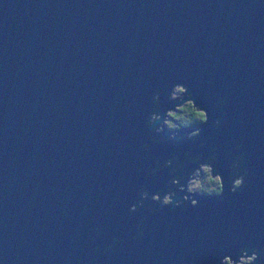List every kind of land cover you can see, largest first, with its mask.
I'll use <instances>...</instances> for the list:
<instances>
[{
	"label": "water",
	"instance_id": "water-1",
	"mask_svg": "<svg viewBox=\"0 0 264 264\" xmlns=\"http://www.w3.org/2000/svg\"><path fill=\"white\" fill-rule=\"evenodd\" d=\"M176 83L209 123L195 143L153 145L151 96L170 108ZM232 141L242 193L129 215L138 188L169 179L147 176L153 161L214 147L227 178ZM245 245L264 246V0H0V264H215Z\"/></svg>",
	"mask_w": 264,
	"mask_h": 264
},
{
	"label": "clouds",
	"instance_id": "clouds-1",
	"mask_svg": "<svg viewBox=\"0 0 264 264\" xmlns=\"http://www.w3.org/2000/svg\"><path fill=\"white\" fill-rule=\"evenodd\" d=\"M165 102L171 107L163 111L158 110L160 103V94L153 93L151 96L152 110L144 119L145 128L150 130L148 142L157 145L170 142L171 145L179 147L181 142L191 141L195 143L201 139V133L204 126L209 123L208 112L193 99V93L182 83H176L171 86L165 96ZM217 111L224 105V101L217 100ZM225 113L220 111V116L212 119L211 128L218 129L221 125L227 123L223 117ZM194 128L195 130L187 132L185 135H177L181 130ZM167 130L170 135L164 136ZM159 137L157 139L156 137ZM234 145L231 159L226 160L228 167V176L225 178L217 165L216 148L209 149V155L204 157L200 154L192 156L189 152H184L181 159L179 155L172 154L168 159L161 163L155 160L151 167L145 169L147 176L155 177L158 173L167 170L169 179L165 182L162 189H157L150 193L146 187H140L136 191V199L128 208L129 215H133L140 210L149 215L155 214L157 208L181 209L186 211L188 207L193 209L200 205L198 200L193 197L205 196L208 198H223L225 187L230 195H239L247 187L249 170L244 167L247 153L240 151L241 145L232 141ZM198 147L203 148L200 143ZM141 150L148 151V143L140 145ZM227 155V153H225ZM186 165L188 167H186ZM180 194H183L182 196ZM180 196L179 199H175ZM148 203H145V202ZM157 205L153 208L152 205ZM147 216H142L136 223L135 235L131 237L133 241L139 240L145 232L143 225ZM96 237L90 243L100 236L101 228H94ZM123 241L113 237L111 243L102 249L97 246L95 251L102 254H108L117 244ZM232 255H222L215 260V264H257V261L264 262V246H242Z\"/></svg>",
	"mask_w": 264,
	"mask_h": 264
},
{
	"label": "flooded vegetation",
	"instance_id": "flooded-vegetation-1",
	"mask_svg": "<svg viewBox=\"0 0 264 264\" xmlns=\"http://www.w3.org/2000/svg\"><path fill=\"white\" fill-rule=\"evenodd\" d=\"M185 131H190V129H187V130H185ZM184 132V131H183Z\"/></svg>",
	"mask_w": 264,
	"mask_h": 264
}]
</instances>
